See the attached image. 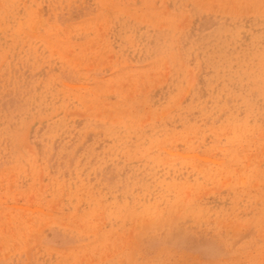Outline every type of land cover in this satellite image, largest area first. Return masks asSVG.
I'll return each instance as SVG.
<instances>
[{
  "label": "rangeland",
  "instance_id": "374dc122",
  "mask_svg": "<svg viewBox=\"0 0 264 264\" xmlns=\"http://www.w3.org/2000/svg\"><path fill=\"white\" fill-rule=\"evenodd\" d=\"M0 264H264V0H0Z\"/></svg>",
  "mask_w": 264,
  "mask_h": 264
}]
</instances>
